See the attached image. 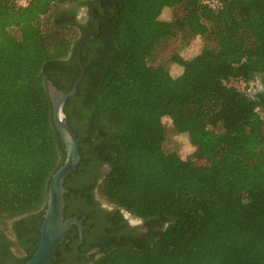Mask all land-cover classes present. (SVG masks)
I'll use <instances>...</instances> for the list:
<instances>
[{
    "label": "trees",
    "instance_id": "1",
    "mask_svg": "<svg viewBox=\"0 0 264 264\" xmlns=\"http://www.w3.org/2000/svg\"><path fill=\"white\" fill-rule=\"evenodd\" d=\"M84 7L88 19H79ZM196 40L200 53L175 62ZM81 45L85 74L64 112L82 160L65 188L107 164L100 198L147 228L142 238L98 243L89 264H264V95L248 92L264 82V0H0V51L14 67L0 81V233L11 246L19 238L17 264L38 247L50 182L66 158L47 80L71 90ZM163 118L187 134L188 157L166 144L164 129L162 138ZM76 239L73 230L50 264L62 261V247L76 254Z\"/></svg>",
    "mask_w": 264,
    "mask_h": 264
},
{
    "label": "flooded vegetation",
    "instance_id": "2",
    "mask_svg": "<svg viewBox=\"0 0 264 264\" xmlns=\"http://www.w3.org/2000/svg\"><path fill=\"white\" fill-rule=\"evenodd\" d=\"M78 17L88 19V8L84 7ZM261 93L264 95V89ZM108 170L107 164H100L97 169H89L69 179L68 186L73 193L68 189L65 211L68 219L77 218L82 221L83 242H79V230L74 225L69 233H73V230L77 233L76 254H69L68 249L62 247V261L58 264H89L93 256L98 257L101 254L102 247L106 244L132 241L144 237L147 233L142 219L132 218V215L123 210L118 214L115 206L100 198L98 184ZM12 240L15 246H11L0 233V264H17L20 240L16 236ZM67 243L70 244V240H67ZM98 243H103V246L97 245ZM82 249L86 251H81ZM94 249L99 251L92 252Z\"/></svg>",
    "mask_w": 264,
    "mask_h": 264
},
{
    "label": "water",
    "instance_id": "3",
    "mask_svg": "<svg viewBox=\"0 0 264 264\" xmlns=\"http://www.w3.org/2000/svg\"><path fill=\"white\" fill-rule=\"evenodd\" d=\"M89 37L84 43L94 40ZM82 46L79 49L77 60L81 73L69 92L61 91L51 80H47V88L53 103V119L55 127L65 144L66 158L62 166L53 175L48 193L47 207L41 227V236L38 247L26 264H50L57 259L59 247L66 242V236L75 225L79 230V242H83V224L77 218H65L66 201L65 180L72 174L82 160L79 148V139L71 129L64 107L67 101L77 95L78 86L84 77L85 68L81 60ZM99 251V249H94Z\"/></svg>",
    "mask_w": 264,
    "mask_h": 264
},
{
    "label": "rangeland",
    "instance_id": "4",
    "mask_svg": "<svg viewBox=\"0 0 264 264\" xmlns=\"http://www.w3.org/2000/svg\"><path fill=\"white\" fill-rule=\"evenodd\" d=\"M170 15V12L165 10L162 13V18H167ZM179 48L178 43H173L172 45L165 44L162 48V50L159 52L157 57V63H160L162 61H165L167 56L170 55V52L176 51ZM179 54L181 57H174V61H181L182 64L185 63L184 60L187 61V59H191L195 56H197L201 49H202V42L200 40H196L192 43L191 46L188 48H179ZM12 53L8 51H0V81L6 80L8 78H11L14 75V67L12 66ZM178 63V62H177ZM169 68L173 75H178L182 67L178 64L170 63ZM1 84V82H0ZM241 90L245 89V84L238 83L236 84ZM264 89V82L262 79L257 80L256 82L249 85L248 92L252 95L261 92ZM0 90H3L0 88ZM160 124V132L162 134L163 138V129L166 131V144L171 147L178 149L181 156L184 158L188 157L191 153H193L194 148L189 143V139L183 128L178 133L176 129L174 128L173 122L169 118H163L159 122ZM132 218H135L132 216Z\"/></svg>",
    "mask_w": 264,
    "mask_h": 264
},
{
    "label": "built area",
    "instance_id": "5",
    "mask_svg": "<svg viewBox=\"0 0 264 264\" xmlns=\"http://www.w3.org/2000/svg\"><path fill=\"white\" fill-rule=\"evenodd\" d=\"M30 3V0H17V4L21 7H27ZM215 2H213V6H215ZM257 111L261 112V109L258 108ZM261 117L264 121V113L261 112Z\"/></svg>",
    "mask_w": 264,
    "mask_h": 264
}]
</instances>
